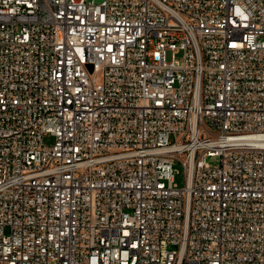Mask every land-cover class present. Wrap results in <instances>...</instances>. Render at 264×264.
<instances>
[{
    "label": "built area",
    "instance_id": "obj_1",
    "mask_svg": "<svg viewBox=\"0 0 264 264\" xmlns=\"http://www.w3.org/2000/svg\"><path fill=\"white\" fill-rule=\"evenodd\" d=\"M0 264H264V0H0Z\"/></svg>",
    "mask_w": 264,
    "mask_h": 264
},
{
    "label": "rangeland",
    "instance_id": "obj_2",
    "mask_svg": "<svg viewBox=\"0 0 264 264\" xmlns=\"http://www.w3.org/2000/svg\"><path fill=\"white\" fill-rule=\"evenodd\" d=\"M97 1H101V0H97ZM182 56V53H179L178 54V57L181 58ZM167 58L168 60H171L172 59V51H168V55H167ZM54 140V137L52 135H48L46 137V141L48 142H51ZM208 160L211 162V163H214V164H217L219 162V158L216 157V158H213V157H209ZM174 168L176 170V173H175V182L179 185V186H183L185 184V171H184V167L183 165L176 161L175 164H174Z\"/></svg>",
    "mask_w": 264,
    "mask_h": 264
}]
</instances>
